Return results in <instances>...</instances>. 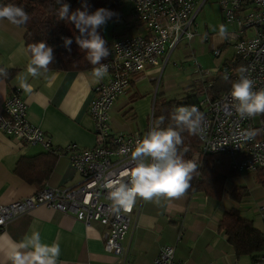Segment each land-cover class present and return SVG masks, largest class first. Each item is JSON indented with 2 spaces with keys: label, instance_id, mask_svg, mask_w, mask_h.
I'll return each instance as SVG.
<instances>
[{
  "label": "built area",
  "instance_id": "2783aa9c",
  "mask_svg": "<svg viewBox=\"0 0 264 264\" xmlns=\"http://www.w3.org/2000/svg\"><path fill=\"white\" fill-rule=\"evenodd\" d=\"M128 1L132 6V16L146 33L117 37L110 47V56L102 62L108 66V77L94 86L89 109L95 124L96 144L90 148L71 144L66 148L81 177L80 183L71 187L46 186L33 195L7 204L0 203V230L11 220L38 206L70 213L87 227L96 223L102 225L106 247L119 258L118 264L128 263L124 241L131 228L137 202L131 212L114 211L107 190L102 187L103 177L109 172L118 173L126 165L131 167L127 163L128 156L122 155L120 150L133 148L137 139L148 130L113 132V108L147 69L161 68L163 62L165 66L172 50L183 39L192 40L196 17L208 0ZM220 6L225 21L234 26V31L228 33L223 43L233 45L235 58L220 70L223 77L227 76L230 87L217 97L209 94L212 82L202 91L196 107L204 114L205 124L203 131L197 134L201 141L200 152L191 161L200 172L203 156L217 155V163H220L225 155L230 158L232 170L256 173L264 167V114L240 118L231 107L228 93L241 67L246 68V74L255 81L254 90L264 88V0H220ZM221 46L215 49L217 54L222 51ZM155 100L148 129L154 122ZM27 112L26 101L19 93L13 92L0 113V130L18 143L42 145L49 151L64 153L63 149L54 146L49 135L28 120ZM257 259L264 262V253ZM155 262L186 264L176 258L175 245L163 246ZM233 264L240 263L235 261Z\"/></svg>",
  "mask_w": 264,
  "mask_h": 264
},
{
  "label": "crops",
  "instance_id": "0c3cea01",
  "mask_svg": "<svg viewBox=\"0 0 264 264\" xmlns=\"http://www.w3.org/2000/svg\"><path fill=\"white\" fill-rule=\"evenodd\" d=\"M137 27L138 33H146L139 23ZM24 37V27H17L6 19L0 20V67L16 70L11 80L0 79V113L7 98L13 92L19 93L28 105V120L49 135L54 146L63 149L64 153L49 151L42 145L18 143L0 130V203L3 204L33 195L46 186L71 187L80 183L81 177L71 163L66 148L71 144L79 148H90L96 144L95 124L89 109L94 86L108 77L106 75L97 82L91 76L92 69L49 70L46 76H29L27 84L30 91L26 90L20 83L28 63L24 54ZM116 38L112 39L110 47ZM158 69L149 68L145 74ZM135 84L123 96L129 93L131 97L138 95L133 90ZM123 96L115 103L113 120L119 118L129 105L131 97L127 101ZM134 104L137 106L141 102ZM146 111L143 109L142 113ZM111 127L115 133L122 132L112 123ZM42 153H53L57 160L43 187H39L23 179L15 169L22 157ZM245 173L238 174L242 177L232 176L227 180L233 182V186L227 188L225 185L221 198L203 192H185L179 199L162 200L160 206L138 198L131 228L124 241L126 264H156L155 260L165 245H175L176 258L186 264H233L235 261L240 264H264L255 255H238L219 227L224 213L237 207L264 234V187L261 184L248 185L244 180ZM243 186L248 189L247 195L241 201L234 200L230 195L231 189ZM103 230L100 224L87 227L70 213L38 206L11 220L0 230V264H11L7 253L12 245L33 232L39 233L42 243H59V264H118L119 258L106 247Z\"/></svg>",
  "mask_w": 264,
  "mask_h": 264
},
{
  "label": "clouds",
  "instance_id": "9594fccd",
  "mask_svg": "<svg viewBox=\"0 0 264 264\" xmlns=\"http://www.w3.org/2000/svg\"><path fill=\"white\" fill-rule=\"evenodd\" d=\"M117 15L106 8L89 12L87 6H84V10L77 9L69 14L66 3L60 11V19L70 22L78 31L75 43L85 53V59L93 65L91 76L97 82L108 73V66L102 61L110 54L99 29ZM5 19L20 27L26 25L30 17L23 7L0 5V20ZM219 35L227 38V26H219ZM62 41L70 51L73 39L62 37ZM24 54L28 57V63L20 83L30 91L28 77L39 78L48 74L49 65L54 60L53 48L39 41L27 45ZM246 73V68L238 69L237 79L231 82L228 93L232 109L242 119L264 114V88L254 90L255 81ZM0 74H3V70H0ZM224 79L227 80V76ZM164 120V116L155 120L143 137L137 139L133 148H121V154L128 156L127 163L131 167L126 165L118 173L109 172L103 177L102 187L107 190V197L117 213L121 210L131 212L138 198L160 206L162 200L181 198L189 188L197 165L185 160L179 152V146L183 144L181 132L186 130L192 135L201 133L205 124L204 114L194 105L180 106L170 113L167 127H161ZM59 257V243H42L38 232L14 243L7 253L11 264H59Z\"/></svg>",
  "mask_w": 264,
  "mask_h": 264
},
{
  "label": "trees",
  "instance_id": "16d2710c",
  "mask_svg": "<svg viewBox=\"0 0 264 264\" xmlns=\"http://www.w3.org/2000/svg\"><path fill=\"white\" fill-rule=\"evenodd\" d=\"M64 3L69 5V14L77 9L84 10V6H87L89 12H93L97 8H106L118 13L121 8L120 0H0V5L13 4L23 7L28 13L30 19L26 25L22 26L25 28L26 47L29 44L44 41L53 48L54 60L49 65V70L92 69L93 65L85 59V53L75 43V36L78 35V31L73 24L60 19V11ZM99 34L106 41V46L110 52V42L102 28L99 29ZM62 37L73 39L70 51L63 46ZM0 70H3L0 79L9 81L16 74V70L3 67H0ZM229 87L230 82L225 80L220 73L213 79L209 94L212 97H217ZM201 93L202 90H197L182 100L167 99L158 94L154 106V121L160 116H164L165 120L161 127H167L170 123V113L180 106H196ZM181 135L183 144L179 146V152L185 160H191L196 153L200 152L201 141L197 134H189L186 130L181 132ZM217 159V155L203 156L202 168L200 172L196 168L192 174L190 186L186 190L187 193L203 192L215 198L222 197L227 178L237 176L240 173L231 169L229 156L223 155L220 163H217ZM56 160L57 156L53 153L22 157L15 172L26 181L43 187L53 171ZM256 180L264 187V167L257 170ZM247 193L248 189L244 186L233 187L230 191L231 197L236 201H241ZM219 227L226 233L228 241L238 255L249 254L258 258L259 254L264 252V234L254 225L252 220L242 215L239 208L233 207L226 211Z\"/></svg>",
  "mask_w": 264,
  "mask_h": 264
},
{
  "label": "rangeland",
  "instance_id": "374dc122",
  "mask_svg": "<svg viewBox=\"0 0 264 264\" xmlns=\"http://www.w3.org/2000/svg\"><path fill=\"white\" fill-rule=\"evenodd\" d=\"M120 3L121 8L117 13L118 15L102 28L109 42L115 36H129L138 33V23L131 15L130 2L120 0ZM220 25L227 26L228 33L234 31V26L225 21L220 0L206 1L193 26L195 36L191 41L183 39L172 50L165 66L163 62L162 67L156 72L146 73L136 82L133 90L138 95L131 97L132 95L129 93L127 96H123L127 101L130 97L131 99L119 118L115 117L114 120H111L113 126L122 132H131L129 130L146 131L148 130L155 96L159 94L167 99L182 100L197 90L204 91L206 85L220 75L221 68L235 58L233 45L224 44L225 38L219 35ZM220 46L222 51L217 54L215 49ZM163 91L165 93H162ZM148 94L150 95L149 98H147ZM142 101L145 102L142 103ZM135 102H141V104L136 106ZM132 109L135 113L132 112ZM143 109L147 110L145 114L142 113ZM244 180L248 185L251 183L260 184L256 180V173L254 172H246ZM225 185L230 188L233 186V182L225 183Z\"/></svg>",
  "mask_w": 264,
  "mask_h": 264
}]
</instances>
